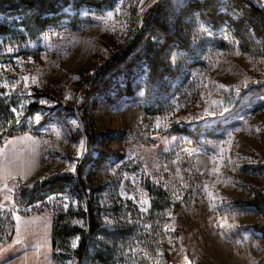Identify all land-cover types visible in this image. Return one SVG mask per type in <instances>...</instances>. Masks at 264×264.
Wrapping results in <instances>:
<instances>
[{
	"label": "rangeland",
	"instance_id": "374dc122",
	"mask_svg": "<svg viewBox=\"0 0 264 264\" xmlns=\"http://www.w3.org/2000/svg\"><path fill=\"white\" fill-rule=\"evenodd\" d=\"M156 1L118 0L100 11L80 9L76 26L67 17L35 38L20 31L0 38V106L13 102L12 116L0 117V136L13 129L14 136L36 138L41 151L37 173L12 180L0 194V251L11 244L17 217L64 213L72 224L86 226V218L68 214L85 207L75 190L24 207L16 198L18 185L75 172L89 150L77 110L81 92L126 50L145 3L142 15ZM188 1L171 0L165 16L192 47L169 50L177 71L169 93L147 97L146 74L136 67L131 76L140 87L134 97L120 94V78L111 90L116 102L99 96L89 112L94 154L113 153L86 173L90 186H101L94 193L101 225L116 232L112 264H264V235L253 227L264 224V214L236 204L264 193V56L244 52L226 25L212 28L197 16L178 21ZM37 89L70 110L55 109L53 120L40 126L56 102L36 96ZM32 102L47 109L27 114ZM210 111L217 115L209 117ZM182 128L199 134L198 140L179 132ZM209 131L215 135H206ZM149 185L163 192L162 209L152 206ZM79 241V234L71 237L53 264H77Z\"/></svg>",
	"mask_w": 264,
	"mask_h": 264
},
{
	"label": "trees",
	"instance_id": "16d2710c",
	"mask_svg": "<svg viewBox=\"0 0 264 264\" xmlns=\"http://www.w3.org/2000/svg\"><path fill=\"white\" fill-rule=\"evenodd\" d=\"M118 0H0V38L20 31L23 37L35 38L47 28L56 26L65 18L71 17V24L78 23L80 9L103 10L111 7ZM171 0H157L142 15L141 25L138 26L127 45L126 50L107 61L101 70L87 83L81 92V102L77 110L79 118L84 124V130L89 134V150L78 160L74 173L56 174L46 179L38 180L33 185L20 184L16 198L21 205L29 207L36 202L43 201L51 194L64 192L67 188L73 189L85 201V207L76 212L68 211L86 218V226L74 225L67 220L64 213L54 215L52 228L53 261L61 257L62 251L68 250L71 237L80 235V241L74 256L77 264H112L113 239L115 230H110L101 225L97 214L94 193L101 186H90L86 181L88 170L101 166L106 160L112 159V152L98 150L94 154V132L89 124V112L96 98L102 96L109 104L116 102L111 90L119 86L120 78L124 79L120 94L133 96L139 84H133L132 73L136 67H142L146 74L145 94L147 97L167 95L171 90V81L176 77L177 71L169 62V50L177 48L190 52L192 47L189 38L180 29L173 30L165 20L169 12ZM75 11L72 15L71 12ZM197 16L202 22L212 28L226 25L232 35L238 40L244 52L264 56V6L260 0H189L181 9L178 21ZM144 66V67H143ZM35 95L48 97L56 102L52 108L43 114L40 126L53 120L54 110L60 107L70 110L63 103L47 92L37 89ZM157 97L155 99H157ZM0 106V117L11 115L13 102H3ZM47 109L42 105L32 102L27 108V114ZM145 111L151 112L152 105L144 106ZM1 124V123H0ZM4 125V124H3ZM14 128V127H13ZM22 130H25L22 128ZM179 132L190 135L196 140L199 134L182 128ZM16 134L9 129L0 136V144L7 138ZM214 136V131L207 132ZM152 197V206L162 209L166 204L158 197L163 192L157 193L152 186H148ZM168 203V202H166ZM241 206H252L259 213L264 214V193L246 200L236 201ZM256 230L264 235V224H254ZM85 262L83 263V259Z\"/></svg>",
	"mask_w": 264,
	"mask_h": 264
},
{
	"label": "crops",
	"instance_id": "0c3cea01",
	"mask_svg": "<svg viewBox=\"0 0 264 264\" xmlns=\"http://www.w3.org/2000/svg\"><path fill=\"white\" fill-rule=\"evenodd\" d=\"M36 138L28 135L13 136L0 145V153L9 144L15 156L25 153L32 168L27 173L13 172L0 183V194L16 179H27L37 173L41 165L40 145ZM3 183V185H2ZM14 237L8 246L0 251V264H53L52 228L54 216L39 214L31 217H17Z\"/></svg>",
	"mask_w": 264,
	"mask_h": 264
},
{
	"label": "bare ground",
	"instance_id": "6f19581e",
	"mask_svg": "<svg viewBox=\"0 0 264 264\" xmlns=\"http://www.w3.org/2000/svg\"><path fill=\"white\" fill-rule=\"evenodd\" d=\"M31 168L32 164L29 161V156L25 153L15 156L11 153L9 144L6 146L5 151L0 153V183L3 182L10 173H27Z\"/></svg>",
	"mask_w": 264,
	"mask_h": 264
},
{
	"label": "water",
	"instance_id": "95a60500",
	"mask_svg": "<svg viewBox=\"0 0 264 264\" xmlns=\"http://www.w3.org/2000/svg\"><path fill=\"white\" fill-rule=\"evenodd\" d=\"M149 2H150V1H149ZM149 2H147V3L144 5V7L142 8L141 13H142V12L145 10V8L148 6ZM141 13L138 15V18H137V20H136V23H135V25H134L133 30L131 31V34L129 35V38L132 37V35L134 34V32H135V30H136V28H137V26H138L139 21L141 20V17H142V14H141ZM88 146H89V137H88V134H86V135H85V151H87Z\"/></svg>",
	"mask_w": 264,
	"mask_h": 264
},
{
	"label": "snow or ice",
	"instance_id": "6c2138e0",
	"mask_svg": "<svg viewBox=\"0 0 264 264\" xmlns=\"http://www.w3.org/2000/svg\"><path fill=\"white\" fill-rule=\"evenodd\" d=\"M221 87H223V86H221ZM43 103H46V101H42ZM215 115H217V113H215V112H212V111H210L209 113H208V116L209 117H214ZM75 169H73V171H74ZM17 219H19V218H17ZM75 246V245H74Z\"/></svg>",
	"mask_w": 264,
	"mask_h": 264
}]
</instances>
